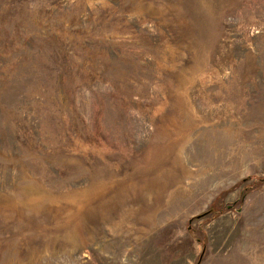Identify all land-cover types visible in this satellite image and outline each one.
Returning <instances> with one entry per match:
<instances>
[{
    "label": "rangeland",
    "instance_id": "374dc122",
    "mask_svg": "<svg viewBox=\"0 0 264 264\" xmlns=\"http://www.w3.org/2000/svg\"><path fill=\"white\" fill-rule=\"evenodd\" d=\"M0 264H264V0H0Z\"/></svg>",
    "mask_w": 264,
    "mask_h": 264
}]
</instances>
